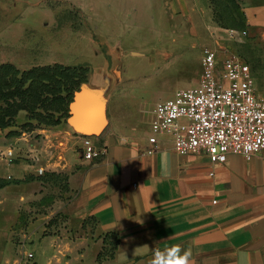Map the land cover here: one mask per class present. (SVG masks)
<instances>
[{
  "label": "crops",
  "instance_id": "obj_1",
  "mask_svg": "<svg viewBox=\"0 0 264 264\" xmlns=\"http://www.w3.org/2000/svg\"><path fill=\"white\" fill-rule=\"evenodd\" d=\"M245 10L249 23H264V4ZM96 83L81 88L108 121L90 136L99 158L83 157L85 134L71 115L31 133L19 126L26 120L0 129V181L8 182L0 188V264H149L157 242L190 247L191 264H264V156L214 163L205 152H177L168 135L157 146L121 139L109 131V87ZM49 174L65 175L72 202L65 228L50 233L49 196L36 192L48 189ZM38 197L45 209L26 225L23 207Z\"/></svg>",
  "mask_w": 264,
  "mask_h": 264
},
{
  "label": "rangeland",
  "instance_id": "obj_2",
  "mask_svg": "<svg viewBox=\"0 0 264 264\" xmlns=\"http://www.w3.org/2000/svg\"><path fill=\"white\" fill-rule=\"evenodd\" d=\"M82 2L0 0V65L26 70L88 64V83L109 87V131L119 138L150 137L155 105L198 86L206 49L248 63L257 95L264 97V23H249L245 12L264 0H197L195 6L182 0L188 4L182 8L176 0ZM21 116L16 120H30L27 113ZM23 124L22 131H34ZM54 175L49 174L47 190L36 189L39 196H49V233L65 228V207L72 203L65 175ZM38 198L36 205L23 207L26 225L45 209ZM30 209L36 215L32 221L26 215Z\"/></svg>",
  "mask_w": 264,
  "mask_h": 264
},
{
  "label": "built area",
  "instance_id": "obj_3",
  "mask_svg": "<svg viewBox=\"0 0 264 264\" xmlns=\"http://www.w3.org/2000/svg\"><path fill=\"white\" fill-rule=\"evenodd\" d=\"M201 65L198 86L180 89L155 105L150 144L157 146L159 136L168 135L177 152H205L214 163L225 162L230 154L247 161L264 156V97L257 95L250 65L237 57L222 58L214 49L204 50ZM81 137L83 157L99 158L102 152L90 135Z\"/></svg>",
  "mask_w": 264,
  "mask_h": 264
},
{
  "label": "trees",
  "instance_id": "obj_4",
  "mask_svg": "<svg viewBox=\"0 0 264 264\" xmlns=\"http://www.w3.org/2000/svg\"><path fill=\"white\" fill-rule=\"evenodd\" d=\"M88 64L36 65L20 70L11 63L0 65V129L17 125L21 112L30 120L22 127L58 126L70 115L74 93L88 83ZM8 182L0 181V188Z\"/></svg>",
  "mask_w": 264,
  "mask_h": 264
},
{
  "label": "clouds",
  "instance_id": "obj_5",
  "mask_svg": "<svg viewBox=\"0 0 264 264\" xmlns=\"http://www.w3.org/2000/svg\"><path fill=\"white\" fill-rule=\"evenodd\" d=\"M159 243L162 242L155 243L151 248L152 258L149 264H191L193 253L190 247L185 248L177 243L161 248L158 246Z\"/></svg>",
  "mask_w": 264,
  "mask_h": 264
},
{
  "label": "bare ground",
  "instance_id": "obj_6",
  "mask_svg": "<svg viewBox=\"0 0 264 264\" xmlns=\"http://www.w3.org/2000/svg\"><path fill=\"white\" fill-rule=\"evenodd\" d=\"M94 99H95L94 96L91 98V93H88L80 101L78 100L76 102V106L79 109V112L75 115V118L78 119L83 126V128L81 130L82 133H88V134L96 133V134H98L100 132V130H89L88 129L90 126H92L96 123L102 122L103 111L101 109L99 110L95 107H92L93 106L92 101ZM90 101H91V103H90L91 108L88 107V109H85V111L82 110L81 109L82 106L83 105L87 106ZM82 112H84V113H82Z\"/></svg>",
  "mask_w": 264,
  "mask_h": 264
},
{
  "label": "water",
  "instance_id": "obj_7",
  "mask_svg": "<svg viewBox=\"0 0 264 264\" xmlns=\"http://www.w3.org/2000/svg\"><path fill=\"white\" fill-rule=\"evenodd\" d=\"M86 92L84 91L83 88H80L78 91L74 93V97L72 102L69 105V110H70V120L73 125H75L80 131L82 130L83 126L80 123L78 119L75 118V115L79 112V109L76 106V102L81 100L85 96ZM75 105V106H74ZM106 123V116L103 114L102 116V122L101 123H96L92 126H90L88 129L89 130H102V128L105 126ZM85 135H97L96 133L93 134H88V133H83ZM99 134V133H98Z\"/></svg>",
  "mask_w": 264,
  "mask_h": 264
}]
</instances>
